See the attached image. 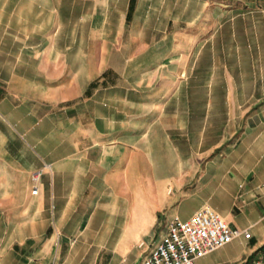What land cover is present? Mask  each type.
I'll list each match as a JSON object with an SVG mask.
<instances>
[{
	"label": "crops",
	"instance_id": "0c3cea01",
	"mask_svg": "<svg viewBox=\"0 0 264 264\" xmlns=\"http://www.w3.org/2000/svg\"><path fill=\"white\" fill-rule=\"evenodd\" d=\"M203 207L251 237L196 264L262 253L264 0H0V264H141Z\"/></svg>",
	"mask_w": 264,
	"mask_h": 264
},
{
	"label": "built area",
	"instance_id": "2783aa9c",
	"mask_svg": "<svg viewBox=\"0 0 264 264\" xmlns=\"http://www.w3.org/2000/svg\"><path fill=\"white\" fill-rule=\"evenodd\" d=\"M43 171L39 169L33 173L34 182L40 179ZM38 191L35 184L32 193L37 194ZM240 236L250 238L251 233L232 227L214 210L203 207L188 219L173 218L167 233L141 264H196L198 259L225 247ZM244 264H264V250Z\"/></svg>",
	"mask_w": 264,
	"mask_h": 264
}]
</instances>
